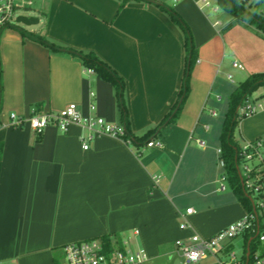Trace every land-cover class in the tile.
I'll use <instances>...</instances> for the list:
<instances>
[{
	"label": "crops",
	"instance_id": "crops-1",
	"mask_svg": "<svg viewBox=\"0 0 264 264\" xmlns=\"http://www.w3.org/2000/svg\"><path fill=\"white\" fill-rule=\"evenodd\" d=\"M38 2L44 27L25 29L95 53L124 80L129 137L101 134L84 149L87 131L79 125L67 131L50 125L42 133L29 123L11 127L10 113L29 117L71 103L84 115L125 123L115 86L88 71L78 56L24 37L21 27L5 31L0 39V263L57 264L56 252L66 243L132 227L152 244L194 232L208 237L241 218L246 207L231 188L227 192L228 183L224 190L220 186L225 116L216 133L210 125L222 93L232 92L220 77L230 79V67L239 61L198 1ZM169 6L187 24L198 59L181 111L164 122L178 102L187 59L185 31ZM239 124L241 138L255 140L264 135V111ZM189 207L194 209L187 216L190 227L182 229Z\"/></svg>",
	"mask_w": 264,
	"mask_h": 264
},
{
	"label": "built area",
	"instance_id": "built-area-1",
	"mask_svg": "<svg viewBox=\"0 0 264 264\" xmlns=\"http://www.w3.org/2000/svg\"><path fill=\"white\" fill-rule=\"evenodd\" d=\"M39 0H0V30L5 27H13V22H18L22 9L33 8ZM161 1V0H155ZM201 7H211L214 12L221 8L219 0L213 4L212 0H197ZM249 12L261 14L264 17V0H238ZM20 23V22H18ZM215 25H221L216 20ZM236 68H243L237 61L233 63ZM88 71L93 72V68ZM231 78L232 75H229ZM94 96V92L91 93ZM1 102V85H0ZM262 103L252 104L248 100L241 108L243 118L263 108ZM96 105L91 104V109ZM1 112V111H0ZM213 114H216L214 111ZM29 123L37 133H42L48 126L55 125L63 131H67L71 125H79L87 131V138L83 142L84 149L90 144L87 140L101 134H109L116 137H124L125 127L122 124H115L107 121L99 115H84L77 104L71 103L59 111L34 114L29 117L17 113H10L9 125L13 128H20ZM4 123L0 119V127ZM203 146L205 142L200 140ZM153 143H149L152 145ZM221 153V151H220ZM241 156L243 162L240 164V174L244 188L250 194L253 203V210L246 213L236 221L230 223L212 236H202L196 232L186 238L175 240V253L182 259V264H264V253L259 254L257 250L251 251V244L256 239L264 241V142L261 139L248 141L242 145ZM221 164L225 167L224 160ZM154 180L159 181L155 176ZM227 176L224 173L220 178L221 189L226 188ZM194 209L189 207L186 213L182 214L183 221L181 228H189L187 216L192 214ZM242 236L244 238V253L239 256L235 251H229L224 256L221 254L229 248L233 240ZM247 238L249 240L247 241ZM128 242L119 246L110 236L107 239L92 237L71 241L63 246L67 264H146L149 260L147 250L143 247L132 249L127 246ZM248 247L250 252L248 254ZM4 264V263H0Z\"/></svg>",
	"mask_w": 264,
	"mask_h": 264
},
{
	"label": "rangeland",
	"instance_id": "rangeland-1",
	"mask_svg": "<svg viewBox=\"0 0 264 264\" xmlns=\"http://www.w3.org/2000/svg\"><path fill=\"white\" fill-rule=\"evenodd\" d=\"M212 2L215 4L216 0H212ZM38 3L33 8L22 9L21 14L37 16L41 19V23H37L35 26L37 25L39 27H44L45 19L38 13ZM173 3V1H170V4ZM199 5H202L201 2ZM204 10L212 22H215L216 20L221 21V25H219L218 29L224 38L226 49L230 54H232L234 59H237L243 65V68H234L233 66L230 67L229 72L232 74L233 79H227V76L223 74L221 75L220 78L224 80H222L224 85L233 91L239 82L244 80L249 75L256 72H264V29L260 27L258 23L250 21L249 19H243L223 8H219L218 12H214L211 7H205ZM19 27L30 28L29 26H26L22 23L13 22V27H5L0 30V39L3 38L5 31L12 29L16 30ZM230 60L232 61V59ZM226 80L228 81L227 83ZM229 96L230 93H228V89L225 91V93H222V99L216 107L218 115L213 118V122L210 124L211 132L213 133H216L218 127H221L227 109ZM214 97L215 94H212V98ZM249 100L254 105H257L258 103H262L264 105V85L257 88V90L252 93ZM263 109L264 107L258 109L257 112L249 116H245L243 119L261 114L264 111ZM239 131L240 124L237 127L238 134L236 135V140L240 145L251 141H244L239 135ZM256 138H261L264 142L263 134H260L259 137H255L254 139ZM227 186V192H230L231 189L229 185ZM135 230L136 228L132 227L117 233H111L110 238L113 241H116L119 246H122L125 242H128L127 246L132 249H137L139 247L145 248L149 255V260L146 262V264H182V259L175 253L176 239L172 241H165L159 244H152L147 242L145 239H142V236L135 235ZM255 243L258 245L257 252L259 254L264 253V241H259L256 239ZM244 245V238L239 236L233 240V243H231L229 248L225 249L221 256H224L229 251H235L239 256H241L244 253ZM56 261L57 264H67L63 249H60L56 252Z\"/></svg>",
	"mask_w": 264,
	"mask_h": 264
},
{
	"label": "trees",
	"instance_id": "trees-1",
	"mask_svg": "<svg viewBox=\"0 0 264 264\" xmlns=\"http://www.w3.org/2000/svg\"><path fill=\"white\" fill-rule=\"evenodd\" d=\"M219 4L221 8L232 12L243 19H249L250 21L256 22L260 27L264 29V17L261 14L255 12H249L238 0H219ZM167 11L173 17V19L184 29L186 34V48H187V59H186V71L184 76V84L182 90L179 95L178 102L174 107V111L171 116H168L164 122H170L175 119V117L179 114L182 109V106L189 94L190 90V78L192 74V70L194 68L195 63L198 59V51L195 47V44L192 39L191 32L182 19V17L175 11V9L171 6L167 8ZM20 32L24 37H30L34 40L40 41L46 46H48L53 51H62L67 52L72 55L78 56L85 66L89 68H93L96 72L100 74V76L106 80L111 82L116 89V93L118 96L121 116L125 123L123 125L126 130V134L123 138L127 139L129 137V132L127 130L128 117L126 112V106L124 101V80L116 73L114 69H112L106 62H104L100 57H98L93 52H85L82 50H78L72 47L62 46L53 41L49 40L45 35L41 32H32L25 28L20 29ZM1 64H0V81H1ZM264 85V72H256L248 77H246L243 81L239 82V84L235 87V89L231 92L228 100V108L225 114V119L222 126V131L220 135V151L221 158L225 163V174L227 176V183L229 187L232 189L234 194L237 196L238 200L241 201L246 207L247 211L253 210V203L250 197V194L244 188L242 182V176L240 174V164L242 163L241 149L242 145H240L236 140L237 135V127L239 126V122L243 118L241 114V108L245 105V103L249 100L252 93L257 90L260 86ZM127 126V127H126ZM148 134H145L142 139H147ZM102 238L107 239L108 236H101ZM249 238H247V241ZM257 243L252 242L251 251L252 253L257 250Z\"/></svg>",
	"mask_w": 264,
	"mask_h": 264
},
{
	"label": "water",
	"instance_id": "water-1",
	"mask_svg": "<svg viewBox=\"0 0 264 264\" xmlns=\"http://www.w3.org/2000/svg\"><path fill=\"white\" fill-rule=\"evenodd\" d=\"M17 21L26 26H32L39 23L40 19L37 16H29V15L21 14L18 16ZM249 250L250 247H248V254L250 252Z\"/></svg>",
	"mask_w": 264,
	"mask_h": 264
}]
</instances>
